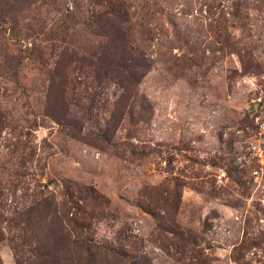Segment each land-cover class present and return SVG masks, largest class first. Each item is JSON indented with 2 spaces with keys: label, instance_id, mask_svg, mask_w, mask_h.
Wrapping results in <instances>:
<instances>
[{
  "label": "rangeland",
  "instance_id": "obj_1",
  "mask_svg": "<svg viewBox=\"0 0 264 264\" xmlns=\"http://www.w3.org/2000/svg\"><path fill=\"white\" fill-rule=\"evenodd\" d=\"M88 262L264 264V0H0V264Z\"/></svg>",
  "mask_w": 264,
  "mask_h": 264
},
{
  "label": "trees",
  "instance_id": "obj_2",
  "mask_svg": "<svg viewBox=\"0 0 264 264\" xmlns=\"http://www.w3.org/2000/svg\"><path fill=\"white\" fill-rule=\"evenodd\" d=\"M119 47H121L123 50L125 49L124 45L118 46L116 43V46L113 48V51H116ZM122 53L124 52L121 51V53H119L117 62L110 60L106 65V69L113 70V71L117 70V72L121 70L122 73H130V75H121V80L119 81L120 84H122V81H125L127 86L123 87V90L126 92H130L134 89V87L138 85L141 79L149 71V66L145 63H143V65L141 63H137V60H134L132 56L125 55V54L122 55ZM138 71L140 72L138 73ZM40 206L44 210L50 209L49 205L42 204ZM74 237L75 236L71 237L67 235L66 241L64 242L58 239L60 241V244L58 245L60 247L62 246L63 250L68 253H72L71 248H79L81 251H83L84 250L83 246L86 244V242L84 240H81L80 238L72 241V238ZM91 258H92V255H91ZM88 264H91V262H88ZM135 264H139V263H135Z\"/></svg>",
  "mask_w": 264,
  "mask_h": 264
}]
</instances>
